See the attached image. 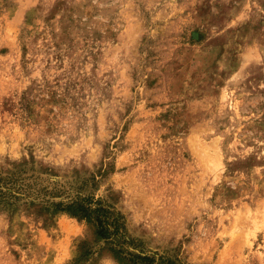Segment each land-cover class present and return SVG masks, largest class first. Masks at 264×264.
<instances>
[{"label": "rangeland", "instance_id": "1", "mask_svg": "<svg viewBox=\"0 0 264 264\" xmlns=\"http://www.w3.org/2000/svg\"><path fill=\"white\" fill-rule=\"evenodd\" d=\"M118 251L264 264V0H0V264Z\"/></svg>", "mask_w": 264, "mask_h": 264}, {"label": "trees", "instance_id": "2", "mask_svg": "<svg viewBox=\"0 0 264 264\" xmlns=\"http://www.w3.org/2000/svg\"><path fill=\"white\" fill-rule=\"evenodd\" d=\"M52 212H68L77 217L91 220L94 222L98 235L102 237H108L109 235L119 233L120 224L113 217V213L110 209L106 208L100 202H94L90 199H78L69 202L58 201L52 202L48 208ZM113 227L112 232L110 228ZM119 261L124 264H159L156 263L155 258L148 255H136L129 253L124 254L123 251L115 253Z\"/></svg>", "mask_w": 264, "mask_h": 264}]
</instances>
